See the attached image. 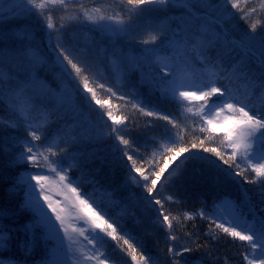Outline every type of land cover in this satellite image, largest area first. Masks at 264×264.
Segmentation results:
<instances>
[{
  "label": "snow or ice",
  "instance_id": "1",
  "mask_svg": "<svg viewBox=\"0 0 264 264\" xmlns=\"http://www.w3.org/2000/svg\"><path fill=\"white\" fill-rule=\"evenodd\" d=\"M114 3L0 0V264H264V0Z\"/></svg>",
  "mask_w": 264,
  "mask_h": 264
},
{
  "label": "trees",
  "instance_id": "2",
  "mask_svg": "<svg viewBox=\"0 0 264 264\" xmlns=\"http://www.w3.org/2000/svg\"><path fill=\"white\" fill-rule=\"evenodd\" d=\"M84 2L87 3L89 7H93V6L99 7L101 5H108L111 7H115L114 0H96L95 5H93L90 2V0H84ZM250 6L258 7L259 6V0H252V3L250 4ZM63 14L64 13L62 11H60L57 13V16L63 15ZM70 23L73 25L74 29L77 27V22L72 21ZM239 23H240L241 27L244 26L242 21H240ZM82 38H83V34H81V39ZM233 86L234 87H242V85H233ZM112 103L115 105V107L112 109L115 114H117V115L124 114V113H121V111H120L121 102L119 100L113 99ZM193 110H195V109H193ZM163 111H165L167 114H169L171 116L176 117L179 120H184L185 117L191 116V113H187L184 110V108L177 110L176 108L168 106V107L164 108ZM125 113L131 114L132 109L129 107L128 109L125 110ZM136 116L139 117V114L137 113ZM92 118L96 119V113L92 114ZM152 119L153 118L139 117L138 122L143 124L146 121H150ZM154 122L156 124H161V125L164 123L163 121H158V120H156ZM188 122L190 123V120ZM108 123L110 124L111 121H108ZM155 134L156 133L154 131V132L150 133L149 135H155ZM187 139L191 140V137H187ZM108 143H110V141L99 142L93 146L101 148V149H106L108 146ZM0 159H2V157H0ZM3 187H7V185H4ZM3 187H0V195H3ZM238 187H241V186H238ZM242 187L243 188H252L253 186L242 185ZM162 194L166 195L167 193H162ZM234 195H235V193H234ZM197 197H199L200 199L208 200V203L211 204V198L205 196L203 193L190 194V196H189V201H190L189 209L190 210L200 208L199 202H195V203L192 202V201L196 200ZM205 211L211 212V211H213V209L211 207H207V208H205ZM186 223H187V227L190 228L192 225V222H186ZM195 223L200 227L201 231H204L208 227V222L207 221H201L199 219V217L196 218ZM183 230H186V229H181V231H183ZM133 235L136 237L137 240L142 241V242H147L149 244L155 239V237L151 236L148 233V231H146V230H138L137 232L133 233ZM124 247H126V246H124ZM161 247H163V244H161ZM102 250H106L108 252L109 256L116 262V264H125V261H127L128 264H130V257L125 256L118 249H116L113 242H111L110 238H105V243H104ZM239 251H242V247L239 245L238 241L235 242V246L230 239L220 241L219 246L215 249V251L213 253L215 264H225V260H227L229 258V256H231L234 253H238ZM217 256L219 257V259H215V257H217ZM230 264H238V261L231 260Z\"/></svg>",
  "mask_w": 264,
  "mask_h": 264
},
{
  "label": "rangeland",
  "instance_id": "3",
  "mask_svg": "<svg viewBox=\"0 0 264 264\" xmlns=\"http://www.w3.org/2000/svg\"><path fill=\"white\" fill-rule=\"evenodd\" d=\"M103 6H104L105 8H108V7H109L108 5H103ZM52 191H53V194H54V193H55V189L53 188ZM85 245H87V242L81 240V244L78 245V246L83 247V246H85ZM88 247H90V246H88ZM102 251H103V250H102Z\"/></svg>",
  "mask_w": 264,
  "mask_h": 264
}]
</instances>
